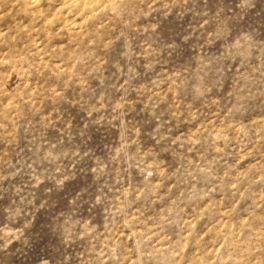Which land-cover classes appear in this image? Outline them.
I'll return each instance as SVG.
<instances>
[{
    "label": "rangeland",
    "instance_id": "1",
    "mask_svg": "<svg viewBox=\"0 0 264 264\" xmlns=\"http://www.w3.org/2000/svg\"><path fill=\"white\" fill-rule=\"evenodd\" d=\"M0 264H264V0H0Z\"/></svg>",
    "mask_w": 264,
    "mask_h": 264
}]
</instances>
